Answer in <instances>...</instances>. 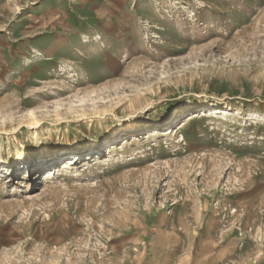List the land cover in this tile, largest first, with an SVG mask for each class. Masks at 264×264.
I'll list each match as a JSON object with an SVG mask.
<instances>
[{
  "label": "rangeland",
  "instance_id": "obj_1",
  "mask_svg": "<svg viewBox=\"0 0 264 264\" xmlns=\"http://www.w3.org/2000/svg\"><path fill=\"white\" fill-rule=\"evenodd\" d=\"M0 146V264H263L264 0H0Z\"/></svg>",
  "mask_w": 264,
  "mask_h": 264
},
{
  "label": "crops",
  "instance_id": "obj_2",
  "mask_svg": "<svg viewBox=\"0 0 264 264\" xmlns=\"http://www.w3.org/2000/svg\"><path fill=\"white\" fill-rule=\"evenodd\" d=\"M169 256H167L165 261L153 262L149 261L145 264H209L206 260L202 259V257L197 252V247L195 245L185 246L180 244H172L168 247ZM222 263V262H221ZM235 262L226 263V264H234ZM212 264H220L219 262H215ZM264 264V262H263Z\"/></svg>",
  "mask_w": 264,
  "mask_h": 264
},
{
  "label": "bare ground",
  "instance_id": "obj_3",
  "mask_svg": "<svg viewBox=\"0 0 264 264\" xmlns=\"http://www.w3.org/2000/svg\"><path fill=\"white\" fill-rule=\"evenodd\" d=\"M215 112H217V111H215ZM205 114H209V116L212 115V113L210 111L208 113H204V116H208ZM48 140H50V139L48 138ZM51 140L52 141H50L49 143H52L51 144V148H52L56 145L77 144L80 141V137L77 135H70L66 132L65 133L60 132V133L56 134L54 136V138L51 137ZM53 142H56V144ZM2 152H3V148L0 146V160L2 159V156H3ZM55 170H56V168H52V169L47 170V176L45 177L46 182L44 184L43 190H47V188H49V186H50L49 184H51L52 180L55 178V176L58 175V171L55 172Z\"/></svg>",
  "mask_w": 264,
  "mask_h": 264
}]
</instances>
